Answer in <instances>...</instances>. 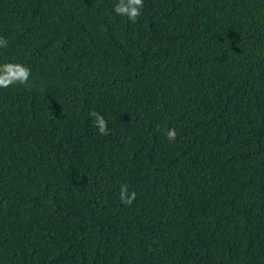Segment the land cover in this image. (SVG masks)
I'll list each match as a JSON object with an SVG mask.
<instances>
[{"label":"trees","instance_id":"trees-1","mask_svg":"<svg viewBox=\"0 0 264 264\" xmlns=\"http://www.w3.org/2000/svg\"><path fill=\"white\" fill-rule=\"evenodd\" d=\"M117 2L0 0V264H264V0Z\"/></svg>","mask_w":264,"mask_h":264},{"label":"clouds","instance_id":"clouds-1","mask_svg":"<svg viewBox=\"0 0 264 264\" xmlns=\"http://www.w3.org/2000/svg\"><path fill=\"white\" fill-rule=\"evenodd\" d=\"M144 8V0H118L114 5L113 11L116 15L126 17L131 23H136L138 18L142 15ZM8 41L0 37V49H6ZM31 76L30 68L19 63H3L0 64V88H9L13 85H27ZM89 117L92 118L93 126L98 130L102 136L110 135L108 122L97 111L89 112ZM169 143L176 140L177 132L175 128L167 129L165 132ZM120 202L125 206H132L136 200V192L129 191L127 184H121L119 190Z\"/></svg>","mask_w":264,"mask_h":264}]
</instances>
